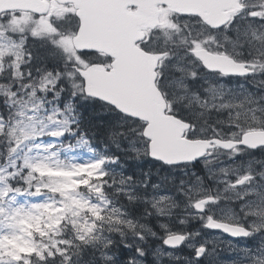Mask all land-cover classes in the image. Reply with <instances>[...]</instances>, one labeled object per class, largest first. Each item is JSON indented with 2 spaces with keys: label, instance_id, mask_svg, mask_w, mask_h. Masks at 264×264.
Returning <instances> with one entry per match:
<instances>
[{
  "label": "rangeland",
  "instance_id": "1",
  "mask_svg": "<svg viewBox=\"0 0 264 264\" xmlns=\"http://www.w3.org/2000/svg\"><path fill=\"white\" fill-rule=\"evenodd\" d=\"M261 1V0H257ZM163 21V26L166 28L167 31L171 32L174 30V24L173 22L168 19V18H162ZM241 39L252 41L254 43V47L251 49L255 50V52L259 51L261 53H264V39L262 36L257 33V31H252L251 29H246L244 31L243 36ZM220 45H225V43H221ZM234 46H236L234 44ZM182 58L175 59L174 61L171 62L170 66H167V69L174 72V73H191L194 71L193 68H191L189 65H187ZM168 86L170 89L173 90L175 98L174 101L176 103H179L181 106L183 105L184 111L189 115H191L194 118L201 119L206 117L207 114L210 112L209 110L216 106L221 110L222 112L224 111H231L232 115L229 116L231 121L233 122L234 126L238 123L237 120L242 121L243 126L248 130L250 126H258L260 127L261 125L264 124L263 118H264V111L260 113V116L262 120H260V116L257 115V110L251 109L250 105L254 103V97L253 94H249L243 89L239 88H230L226 86H212L210 90V97H211V103L205 104L202 101H198V104L195 103L194 101L190 99H194L193 96L187 94L188 88L186 85V79H176V81H170L168 83ZM36 116V115H34ZM33 117V116H32ZM218 123L222 126H226L229 124L227 120L221 119L218 121ZM50 131H57L56 133H60L62 130L61 127L59 126L58 122H54L53 120L50 122ZM31 126V127H30ZM29 125L19 127V130L22 131L23 135L25 130L31 131L33 127H35L37 130H39L40 125H36L34 123H30ZM218 128V127H217ZM52 129V130H51ZM220 132L219 130H217ZM221 133V132H220ZM43 135H40L42 137ZM30 138H39L38 135H31ZM38 144H41L42 147L38 146L37 150L34 152L32 155V158L34 159V163L36 165L40 164L41 161L45 165H48L47 167L41 166L43 168H47L49 170H53L54 172L56 171H64L65 174L73 175L76 173V170H86L87 165L89 164V160L83 156H74L73 159H71L70 165H61L58 163V161L54 158V155H50L46 152L47 147L42 143V141H39ZM40 147V148H39ZM78 166L74 168L73 166ZM40 168V167H39ZM156 178H158V184L157 186L161 188L160 192H158L157 196L154 198V206H156L157 210L158 208L170 212L171 209L175 208L176 206H180V209H178V213L176 214L178 217H183L184 220L189 218V213L188 211V206L185 204L184 200H181L180 202V197L181 195L186 196L188 193H197L201 192V188L198 187H193L192 191L187 190V189H182L180 190V187H177L174 185V180L173 176L169 175L167 177L161 178L159 175H156ZM173 180V181H172ZM2 181L3 185L6 184V179L0 180ZM172 181V182H171ZM169 185L175 186L176 191H172V187H167ZM54 187H58L61 191L67 193L69 196H74V192L72 191V188L69 187V183L67 182H54L52 184ZM194 190V191H193ZM167 194V198L172 200L168 205H164L166 196H164L162 193ZM179 192V193H178ZM224 195V193H227V190L221 191ZM177 193V194H176ZM257 193L256 190H247L243 189L242 192L233 194L231 197L226 199L227 201H237L240 197V194H250V195H255ZM162 195V196H161ZM174 195V196H173ZM234 195L236 197H234ZM44 196V195H43ZM43 196L35 195L32 201V205H30V201L27 200V198L23 195V193L15 194V200H12V195L5 200L3 203H0V252L5 253L8 251H16L17 248L22 247L24 242V235L22 233L23 228L26 225H30L32 219L26 218L22 215H16L15 210L16 209H24L27 211L31 206L33 205H43L47 200L43 198ZM30 202V203H29ZM80 199L76 197V202L73 206V209L77 207L79 204ZM173 202V203H172ZM169 206V207H168ZM172 206V208H170ZM166 207V208H165ZM168 207V208H167ZM165 208V209H164ZM168 209V210H167ZM172 209V210H173ZM184 209V210H183ZM141 214H143L144 211L140 210L139 211ZM149 214L147 213L143 215L144 218H147ZM159 217L163 216H158L156 213H154L153 217H148L145 220V223H131V222H126V230H129L132 232V229H134V232L136 230H139L142 232V234L146 237V241L140 243V241L136 240V247H139L144 251V254L147 256H152L153 258L157 259L162 256L161 248L158 247H153V242H150L149 240H156L160 239L161 234H165L166 232H171L173 229H167V226L164 224L162 225L159 221ZM185 224V222H182ZM116 232L119 233L118 230H115ZM158 233V234H157ZM156 235V236H155ZM131 238L136 239L135 235L131 234ZM104 238L101 236H98L96 238V242L98 243H103ZM148 241V242H147ZM144 243V244H143ZM151 243V244H150ZM143 245V246H142ZM142 247V248H141ZM151 247V248H149ZM146 249V250H144ZM148 249V250H147ZM152 249V251H151ZM154 251V252H153ZM151 252V253H150ZM168 256L170 255L169 253L167 254ZM142 256V254H141ZM156 256V257H155ZM3 259L2 257H0ZM4 260V259H3ZM5 264H8L6 260H4ZM143 264V261L140 259V263Z\"/></svg>",
  "mask_w": 264,
  "mask_h": 264
},
{
  "label": "water",
  "instance_id": "2",
  "mask_svg": "<svg viewBox=\"0 0 264 264\" xmlns=\"http://www.w3.org/2000/svg\"><path fill=\"white\" fill-rule=\"evenodd\" d=\"M166 2L168 0H139L136 4L137 6H149V4H159L161 2ZM157 2V3H156ZM108 6H110L107 3ZM28 9H31V5H27ZM78 8V7H77ZM111 8V6L109 7ZM3 9V3L0 0V11ZM44 11V9H43ZM153 9L150 8L149 11L146 13L143 21V29L147 28H155L159 24L158 20V12L153 13ZM78 17L82 23L90 24L87 19V11L80 7L78 12ZM134 17V16H132ZM134 22V26L136 27L139 22L141 21L140 18L132 19ZM132 21L131 20H123V24L125 27L123 28V33H127L130 29H132ZM113 25L111 24L110 20H105L104 23L101 25V30L107 34H109L110 29ZM135 35V33L133 34ZM85 34L83 32L79 33V37L76 39L77 46H81L82 42L85 41L84 39ZM140 36H135L130 43L126 47V53L133 56L134 61L137 64L138 72H137V84L130 88V91L134 92L131 94L127 88L123 86H119L115 91L118 93L115 96V103L117 106L124 105L126 113L130 116L145 121L149 124L147 129L144 132V136L148 139H152L153 143L151 145L152 155L156 154L157 151L163 148H177L182 152L173 151L170 155V158L174 161H180L182 158L185 157V161H193V158L189 156L195 157L197 154L201 153L205 148L209 147L208 143H187L181 140V133L186 128L184 124L175 121L174 119L165 116V103L161 98V95L157 90H155L154 86V70L157 67L156 64L161 56L156 55H146L143 52H138L134 48V42L139 39ZM75 43V44H76ZM108 48H105L106 51ZM109 52L113 50V56L122 60L123 64L127 60L126 53L119 49H108ZM112 54V53H111ZM125 65V64H124ZM130 76V74H129ZM128 76V78H129ZM83 77H85L86 81H90L89 87H86V93L90 94L91 96L99 97L98 92H95L96 87L101 85L99 78L94 75H88L84 73ZM126 92L128 95H126ZM135 93H139L136 95ZM125 96L128 101H130V105H127L125 102ZM128 96V97H127ZM130 96V97H129ZM231 145H228L227 148H230ZM189 155V156H188ZM167 245L169 247H176L178 244V240L171 238L167 241Z\"/></svg>",
  "mask_w": 264,
  "mask_h": 264
},
{
  "label": "snow or ice",
  "instance_id": "3",
  "mask_svg": "<svg viewBox=\"0 0 264 264\" xmlns=\"http://www.w3.org/2000/svg\"><path fill=\"white\" fill-rule=\"evenodd\" d=\"M220 29H223V25L219 26ZM20 32L24 31V28L21 27L19 28ZM56 32H59V29H56ZM7 33H3L0 32V37H4L7 36ZM52 33L50 32H42L39 27H37L36 29H33L31 31V39L33 40H45L47 39L49 36H51ZM8 39L10 40V45L8 47V49L6 50L8 54L10 55H15L17 57V59L21 60V63L27 59V61L29 63L32 62L33 59V54L32 52L29 50L27 51V54L25 55V50H27V45H28V38H24V39H20L19 42H17L15 40V34L13 33L12 36H9ZM151 40V37H150ZM54 47H59L61 48V51L64 52L65 54L67 53V49H65L63 47V44L58 41V40H50L49 41ZM14 49L19 50V51H13ZM189 49L191 54H193L194 56H196L197 58L201 59V60H205V57L202 55L203 53V46L201 42L198 41H193V43L191 45H189ZM83 54L86 55H93L94 53L89 51V50H84ZM163 55L167 56L168 53L164 52L162 53ZM109 62L110 58H109ZM205 63H207V61L205 60ZM20 64H16V68L19 69L20 68ZM21 73L17 72V75H20ZM225 75H228L230 73H224ZM29 75H31V73H29ZM195 74H193L194 76ZM48 76L51 77L52 73L49 72ZM58 83V77H54L52 79H48L47 77L44 78L42 84L40 85V91L43 92L48 85H52L53 87H55ZM2 86V85H0ZM30 86V85H29ZM10 95L15 96L17 95V93L12 92L10 93ZM32 96H37L38 93L33 90L31 93ZM57 96H59V92L56 93ZM94 99H98V97H94ZM65 107L69 108V110H71L69 105H65ZM145 127H147V125L145 124ZM45 134V126L43 124L40 125L39 130H37L35 127H33L31 129V131L29 130H25L24 132V136L25 139H28L31 135H43ZM51 135H59V133L56 132H52L49 133ZM151 143V141H149ZM224 147H228V145H223ZM262 147H264V145H261ZM103 163V160L100 162V164ZM28 167H31V165H27ZM41 166H45L47 167L48 165H45L43 163V161H41L40 164L37 165V170H39V167ZM90 166H94L97 167V169L99 170V164L97 165H90ZM74 168L78 167V166H73ZM100 176H106L107 173H103V172H99ZM29 177H31V173H29ZM3 178L0 177V180H2ZM26 183H28L29 189H31L32 185H31V181L30 179L26 181ZM42 187L48 189L51 192H58L61 196V199L57 200V199H49L48 201H46L43 205H33L31 206V208H29L27 211H25L24 209H16L15 210V214L16 215H22L26 218L29 219H33L37 222L43 223L45 225V228L48 229L47 232H43L42 235L44 236H48L49 233H51V235L53 236H59L61 235V226L65 223V222H69L71 223L74 227L76 226V224L78 223L77 220L75 219H70V217H78L79 216V211H74L73 210V206L76 202V197L79 196L80 194V189L81 188H88V185L85 184H80L77 185L75 188L72 189L73 192L76 193V195L74 196H69L67 195V193L61 191L58 187H54L52 185H43ZM21 193V189L19 187H15L12 184H5V187L3 189H0V203L4 202V199L9 196L10 194L12 195V200H15V194H19ZM41 193V186H37L36 187V191L35 193H30V194H34V195H38ZM216 202V201H213ZM195 207L198 209L203 210L202 208V203L198 202L195 204ZM87 208V205H85V209ZM55 210H58L62 213V215H60L59 217L53 218L49 215L50 212H53ZM94 215L96 216L97 219H102V216L99 215V212H94ZM209 224L206 225L207 227H215V228H221L223 227L220 224H215L212 222V218L209 217ZM91 228H88L87 230L84 231V235H80L77 238L79 240H81L84 243H87L88 241L85 239V236H89L90 232H91ZM232 235H237V234H243L244 236H248L250 235V233L246 230H241V233H230ZM183 239V237H181V240ZM60 243H65L68 244L70 246V241H61ZM53 246L56 247V252H51L48 251L47 247L44 248V251L48 252L47 256H44L42 252H37L36 251V247L33 246V248H31L30 250H27L28 253L30 255H38L39 259L42 261H46V260H55L57 256H60L62 259L63 264H71V256L67 254L68 249L67 248H60L57 242H53ZM22 251H25L24 249H22ZM206 251V249L204 248H200L197 253V259H199L203 253ZM3 253L0 252V257H2ZM17 261L23 259V257H16ZM0 264H5L4 260L2 258H0ZM24 264H28L27 261H24Z\"/></svg>",
  "mask_w": 264,
  "mask_h": 264
},
{
  "label": "trees",
  "instance_id": "4",
  "mask_svg": "<svg viewBox=\"0 0 264 264\" xmlns=\"http://www.w3.org/2000/svg\"><path fill=\"white\" fill-rule=\"evenodd\" d=\"M51 55L52 52H50L49 50H39L35 53V57H36L35 60L38 61V66H42L43 68L47 67V65H51V64L55 65L57 67V70H51V67H49L48 69H50L53 72H57L62 66V60L55 57L51 59ZM48 69L47 71H50ZM78 99H75L73 101V97H72L71 99H69L68 102L66 101L65 103L66 105H68L69 103V106L70 105L74 106L78 114L80 116L82 114L83 116L82 117L83 123H80L77 126V130L84 137H87L90 141H94L96 144L98 143V145L100 138H104V139L108 138V141H104L102 143L107 148L105 150L111 151L110 153L111 156H113V158L109 157L107 158V160L109 162L114 160L118 161L121 165L120 169L126 170L128 174L135 170L136 173L138 172L140 173V177H141V172L139 168L140 162L135 157L132 158L130 154L122 153V151L127 150L126 148L127 146L125 143L129 141V138H127V136H121L120 134V127L118 126L119 117L116 115H107L109 112H107L106 114L105 110L98 106L97 102L89 101L88 104L84 105V109L81 110L82 107L78 105ZM56 101H59L57 102V104L61 105L62 107H65V104L63 105L62 103L63 102L62 99ZM109 133H111L112 136L108 135ZM106 135H108V137H106ZM123 147H125V150H123ZM2 150L3 152H5V154L9 153L12 150V145L11 144L4 145L2 147ZM33 231L38 232V237L35 238L36 251L42 252L44 256H47L48 252L44 251V248L47 247L48 251L54 252V250L52 251L53 249L52 237L49 235L48 236L42 235V231L39 228ZM61 234L65 235L63 232H61ZM113 253H115L120 257L121 255L127 256L126 251L123 248H121L120 250L117 249L113 251ZM71 257L72 260H74V264H101L99 262V255L92 249H86L83 245H81L78 248L77 253ZM29 258L31 264H56V261H60L59 264H61V260H62L61 257H56L55 260L42 261L39 259L38 255H34V254L31 255Z\"/></svg>",
  "mask_w": 264,
  "mask_h": 264
},
{
  "label": "bare ground",
  "instance_id": "5",
  "mask_svg": "<svg viewBox=\"0 0 264 264\" xmlns=\"http://www.w3.org/2000/svg\"><path fill=\"white\" fill-rule=\"evenodd\" d=\"M253 1H256V0H253ZM22 128H23V126H22ZM51 130H52V129H51ZM172 181H173V180H172ZM172 181H171V182H172ZM177 187H178V186H177ZM172 191H173V190H172ZM178 193H179V192H178ZM191 193H193V192H191ZM176 194H177V193H176ZM161 196H162V195H161ZM173 196H174V195H173ZM155 197H156V196H155ZM171 201H172V200H171ZM172 203H173V202H172ZM170 205H171V203H170ZM168 207H169V206H168ZM168 207H167V208H168ZM165 208H166V207H165ZM165 208H164V209H165ZM170 208H172V206H171ZM172 209H173V208H172ZM172 209H171V210H172ZM167 210H168V209H167ZM183 210H184V209H183ZM178 211H179V210H178ZM157 234H158V233H157ZM155 236H156V235H155ZM147 242H148V241H147ZM140 243H142V242H140ZM143 244H144V243H143ZM150 244H151V243H150ZM142 246H143V245H142ZM141 248H142V247H141ZM149 248H151V247H149ZM144 250H146V249H144ZM147 250H148V249H147ZM151 251H152V249H151ZM153 252H154V251H153ZM150 253H151V252H150ZM150 255H151V254H150ZM155 257H156V256H155Z\"/></svg>",
  "mask_w": 264,
  "mask_h": 264
}]
</instances>
